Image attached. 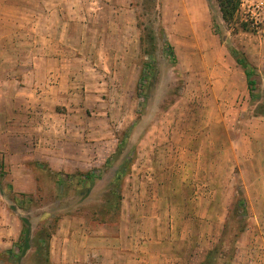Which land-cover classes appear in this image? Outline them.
I'll return each instance as SVG.
<instances>
[{
    "label": "rangeland",
    "instance_id": "374dc122",
    "mask_svg": "<svg viewBox=\"0 0 264 264\" xmlns=\"http://www.w3.org/2000/svg\"><path fill=\"white\" fill-rule=\"evenodd\" d=\"M57 1L50 34L68 60L50 66L40 141L28 120L42 107L26 106V70L6 48L19 9L0 0V264H44L32 239L61 225L113 235L134 205L169 223L145 229L157 264H252L264 250V0H241L230 24L216 0Z\"/></svg>",
    "mask_w": 264,
    "mask_h": 264
},
{
    "label": "crops",
    "instance_id": "0c3cea01",
    "mask_svg": "<svg viewBox=\"0 0 264 264\" xmlns=\"http://www.w3.org/2000/svg\"><path fill=\"white\" fill-rule=\"evenodd\" d=\"M93 1L108 2L107 0H62L61 2L64 4H82L93 3ZM2 2L8 8H14L13 5H16V8L19 9L17 14L5 17L8 37L6 48L9 52H17L9 58L14 62V65L26 70V74H23L25 79L17 80L24 83L21 89H29L34 97V101L28 102L26 106L36 108L40 105L42 107V109L39 107L38 114L30 116L29 120L26 118L28 122L37 124L36 126L40 128L39 137L42 141L48 138V126L52 124V119L49 117L52 114L43 109L44 104H42L43 99L49 100V89L53 87L52 82L55 79V74L50 66L55 62L66 67L68 60L66 55L57 56L58 46L50 34V31L56 27V24L52 22L55 20L56 14L50 5L57 4L58 1L2 0ZM202 5L204 4L202 3ZM59 48L67 50L68 47L65 45ZM220 68L224 71L223 67ZM223 74L228 76L226 72ZM178 164L181 168L183 167L182 171L185 172L188 164L185 161ZM198 164V162L192 163L191 167L194 168ZM178 169H180L179 166ZM190 175H184L182 180L190 177ZM176 190L178 191V189ZM196 196L199 195L196 193ZM140 207L144 208V211L140 210ZM145 210V206L142 205L137 207L134 205L133 209L130 206L127 212L130 217L134 216L132 219L123 218L117 222L108 223L117 228L113 235L104 231V223L98 224L97 228L100 230H90L72 224L61 225L49 241L50 264H157L162 262L164 255L147 251L148 248H151L150 244L156 242L154 239L156 236L152 232L147 233L145 229L150 228V226L153 229H158L162 228L164 224L169 225V223L161 218L158 212L160 211L159 208L154 209L150 214L148 213L149 216L154 215L152 219L144 214L147 212ZM135 211L143 213L140 219H134L136 218L133 213ZM126 228H129L131 233H126ZM158 237L162 238V236ZM143 250L146 251L141 252ZM253 254L254 256L250 254L248 257V260L252 258V261L250 260L252 264H264V250L259 254ZM175 264L179 263L176 262Z\"/></svg>",
    "mask_w": 264,
    "mask_h": 264
},
{
    "label": "trees",
    "instance_id": "16d2710c",
    "mask_svg": "<svg viewBox=\"0 0 264 264\" xmlns=\"http://www.w3.org/2000/svg\"><path fill=\"white\" fill-rule=\"evenodd\" d=\"M220 14H221V18L225 23L230 24L231 22H233L236 18V15L240 9V5H241V0H216ZM251 22V21H250ZM247 23L246 21L243 23V26L246 27ZM236 61L238 62V64H240V66L242 67L245 77L247 79V85L250 89L251 92V87L254 84V80L251 78L252 76V71L250 70V68H247V65L240 59L236 58ZM87 178V176H85V179ZM24 223L25 220L23 219ZM29 230L24 229L23 230V234L22 232L20 233L19 236V241H21V244H16L17 249H18V256L21 258L26 251L28 250V242L26 243V241L28 240V238L26 236H28ZM26 235V236H25ZM42 236H36L34 237V239H32L33 245L35 246L34 248V253L37 255H43L44 257H42L41 259V263L44 264H49L50 260H49V241L50 238L52 237V234L46 232H42L41 233ZM26 240H23L25 239ZM25 243V244H24Z\"/></svg>",
    "mask_w": 264,
    "mask_h": 264
}]
</instances>
